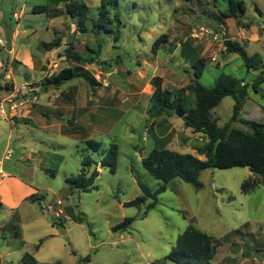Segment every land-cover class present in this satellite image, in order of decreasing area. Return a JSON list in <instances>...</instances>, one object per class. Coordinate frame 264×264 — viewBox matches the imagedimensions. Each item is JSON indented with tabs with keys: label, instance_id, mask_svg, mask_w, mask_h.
Returning <instances> with one entry per match:
<instances>
[{
	"label": "rangeland",
	"instance_id": "rangeland-1",
	"mask_svg": "<svg viewBox=\"0 0 264 264\" xmlns=\"http://www.w3.org/2000/svg\"><path fill=\"white\" fill-rule=\"evenodd\" d=\"M81 1L89 7L86 32L76 31L77 21L65 13L62 3L52 2L61 15L52 21L46 14L32 12L33 7L48 5L50 0H0V39L5 42L0 46V101L14 90L22 92L23 87L28 92L25 98L38 96L37 102L24 105L15 125L0 118V160L4 161L3 169L16 179L7 183L21 198L35 189L45 196L42 204L27 201L21 205L20 237L1 228L7 224L9 212L0 208L1 264H23L26 253L35 257L36 264H173L167 257L190 225L222 239L219 249L236 241L238 249L243 248L246 256L256 257L261 264L264 185L250 194L243 193L242 184L252 175L246 167L205 170L200 175L202 188L176 178L146 217L151 200L141 207L126 206L142 196L139 182L152 191L163 185L142 163L153 149L166 148L205 159L208 138L186 128L178 110L161 116L151 114L154 77H161L163 88L173 93L185 91L188 105L193 106L195 97L188 90L195 80L193 63L204 60L206 67L199 79L203 86L214 87L222 75L248 84V98L235 120L233 97L224 98L212 111L218 126L248 130L245 121L264 122V84L259 93L250 87L261 70L249 71L238 54L223 50L210 38L192 36L200 26L217 28L219 22L213 14L219 12L214 0H119L111 12L122 20L118 41L113 33L92 32L102 0ZM244 1L247 12L242 24L225 20L227 40L246 44L249 55L259 53L264 62V0ZM218 4L223 9L227 1L218 0ZM28 26L36 33L30 34ZM16 31L19 36L12 58L6 50L5 34ZM163 34L169 36V43L155 54L154 41ZM257 35L261 41H252ZM55 39L59 47L52 51L41 45ZM72 44L73 52L83 55L85 62L67 57ZM28 51L33 69L25 67ZM77 66L96 79L95 87L77 76L62 86L43 90L51 75ZM21 92L16 101L22 100ZM37 107L48 108L40 111ZM59 123L67 128L61 131ZM90 140L103 148L118 144L115 173L101 165L99 153L87 150ZM8 151L11 157L5 160ZM88 155L98 161L90 169L100 172L96 188L72 194L66 181L80 173L83 157ZM58 201L63 205L58 206ZM68 207L83 219L81 223L67 216ZM60 208L64 214L56 216ZM128 217L135 218L131 227L113 231ZM87 256L90 262L83 261Z\"/></svg>",
	"mask_w": 264,
	"mask_h": 264
},
{
	"label": "trees",
	"instance_id": "trees-1",
	"mask_svg": "<svg viewBox=\"0 0 264 264\" xmlns=\"http://www.w3.org/2000/svg\"><path fill=\"white\" fill-rule=\"evenodd\" d=\"M225 8H220L218 0H214L215 7L219 14H213L219 24H224L227 19H234L238 24H242L241 18L247 12V6L244 0H226ZM52 2L62 3L65 6V13L76 19V31L86 32L88 27L86 23L89 20V7L81 0H50L48 5H39L33 7V14H46L49 18L60 17V13L51 6ZM119 6V0H102L99 18L93 22L92 32L100 33L105 31L114 34V41H118L122 34V20L119 14L111 15V12ZM54 11V12H53ZM217 26V27H218ZM169 43V36L161 35L154 41L153 52L157 54L160 49ZM48 51L59 47V40L53 42H43L41 44ZM229 53L238 54L244 61L246 68L254 71L261 70L256 75L250 87L259 93L261 85L264 84V62L261 54L255 53L249 55L246 46L236 41L226 42ZM72 44L66 51L67 57L75 62H85V57L79 53L73 52ZM184 50V49H183ZM195 68V80L188 86V90L194 95V105H188L185 99V91L180 90L173 93L163 88V79L159 76L153 79V106L151 114L161 116L169 111L183 110L185 115L183 123L186 128L192 129L195 133H202L208 138V143L204 148L205 159L191 153H180L166 148H155L148 157L142 159L144 168L156 180L163 182V185L156 191H152L148 186L139 182L142 196L126 204L129 207H141L148 200V205L144 216H148L159 204V196L167 189V185L174 179L179 178L196 188H202L200 175L208 169L227 170L235 167H246L252 173L242 184V192L250 194L264 185V122L245 121L248 130L230 129L229 125L219 127L212 118V111L217 108L226 97H233L235 100L234 113L232 119L235 120L243 109L248 98V84L234 79L228 75H222L217 84L212 88L203 86L199 79L206 67L204 60H196L193 63ZM77 76H83L92 86L97 85L96 79L81 66L67 68L55 75L47 78L43 84V90L50 86L59 87ZM190 104V103H189ZM190 107V108H186ZM87 150L101 155V165L107 167L111 173L116 172L117 160L119 155V146L112 143L107 148L99 142L87 141ZM93 165H98L92 156H84L80 173L67 179L68 191L74 193L76 190L89 192L95 187V182L100 176V172L94 169L90 172ZM29 200L33 203L42 204L45 196L33 194ZM66 214L75 222H82L83 219L75 214L73 208H66ZM18 211L14 210L11 221L3 230L12 232L16 237H20L21 229L19 226ZM62 221V220H61ZM60 223L62 224L63 222ZM135 218L128 217L115 227L113 231H125L134 223ZM221 244L220 239H215L207 233L190 225L183 234H181L172 247L169 260L178 264H211L216 255L217 248ZM41 246L38 245L37 248ZM74 254V252H73ZM23 264H36L34 256L26 253L23 256ZM85 262H90V256L84 258ZM60 264V263H56Z\"/></svg>",
	"mask_w": 264,
	"mask_h": 264
},
{
	"label": "crops",
	"instance_id": "crops-1",
	"mask_svg": "<svg viewBox=\"0 0 264 264\" xmlns=\"http://www.w3.org/2000/svg\"><path fill=\"white\" fill-rule=\"evenodd\" d=\"M58 18L59 17L52 18L51 20L54 21ZM227 20L229 21L231 19H227ZM2 22H3V16H2V14H0V23H2ZM26 29L29 30L30 34L36 33V31H37L36 29L33 28V26H28V28H26ZM27 30H25V32ZM11 33H12V50L9 53H10V55H12L11 57L13 58L16 56L15 40L18 39L19 33H18V31L11 32ZM261 39L262 38H260L257 35L256 39H252V41L255 40L254 42H260ZM245 46H246V44H245ZM24 62H25V67H27L28 69L34 68L33 67V58H32V55L30 54L29 51H28V54H27ZM45 108H48V107H37V109L40 111H43V109H45ZM69 124H71V122H69ZM58 126L61 129V131L64 130L65 128H67V127H64V125H62L61 123H59ZM7 180L16 181V179L14 178V176L12 175V173L9 170H4V176L3 177L0 176V198H1L0 199V208H6V210H8V212H9V216L7 218V224H8L11 221V217H12L14 210L19 212L21 205L24 204V202L30 201L29 198L31 195L42 194V193L39 190L35 189V191L32 194H28V195L24 196V198H21L17 194L15 189L10 184L7 183ZM5 190H9V192H7V194H6ZM31 203L35 204L33 202H31ZM20 217H21V214H20ZM5 226H1V228L5 227ZM212 237L215 239H218L214 236H212ZM220 240H222V239H220ZM221 245L222 244H220L218 246L216 255L214 256L211 264H260L259 260L256 257L252 258L253 256H251V255L246 256L243 248L238 249V245H237L236 241H233L232 243L227 242L225 244L226 245L225 248L219 249V247ZM219 252H221V254ZM169 261H171V260H169ZM171 262H173V261H171ZM0 264H1V262H0ZM173 264H178V263L173 262ZM261 264H264V261H262Z\"/></svg>",
	"mask_w": 264,
	"mask_h": 264
},
{
	"label": "built area",
	"instance_id": "built-area-1",
	"mask_svg": "<svg viewBox=\"0 0 264 264\" xmlns=\"http://www.w3.org/2000/svg\"><path fill=\"white\" fill-rule=\"evenodd\" d=\"M17 17V15H15ZM194 38L197 39H203V38H210L212 42L219 43L220 47L223 50H227L226 42L227 40V28L224 24H220L217 28H208V27H197L193 30ZM5 42L4 40L0 39V46H4ZM213 61H216L215 58H213ZM20 90H14L12 95L6 99L0 101V118L3 120H8L11 124L15 125L16 119L22 116V110L24 109V105L27 103H34L38 101V96L34 95L31 98H25V95L28 94L26 92V88L23 87V97L21 101H16L18 98V93H20ZM11 157V152L8 151L5 160L9 159ZM3 162L0 160V176H4V169H3ZM58 206H62L63 202L58 201ZM52 208V207H51ZM53 209V208H52ZM56 216H60L61 214H64L63 209L60 208L58 212H56Z\"/></svg>",
	"mask_w": 264,
	"mask_h": 264
},
{
	"label": "water",
	"instance_id": "water-1",
	"mask_svg": "<svg viewBox=\"0 0 264 264\" xmlns=\"http://www.w3.org/2000/svg\"><path fill=\"white\" fill-rule=\"evenodd\" d=\"M5 39H6V50L11 51L12 50V33L6 32ZM177 115L183 119L185 113L182 110H178ZM141 156H142V154H141Z\"/></svg>",
	"mask_w": 264,
	"mask_h": 264
}]
</instances>
